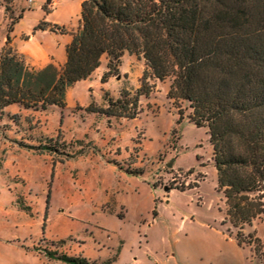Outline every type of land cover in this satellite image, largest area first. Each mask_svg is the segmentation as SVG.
Returning <instances> with one entry per match:
<instances>
[{
	"label": "rangeland",
	"instance_id": "374dc122",
	"mask_svg": "<svg viewBox=\"0 0 264 264\" xmlns=\"http://www.w3.org/2000/svg\"><path fill=\"white\" fill-rule=\"evenodd\" d=\"M10 1L0 0V36L11 27ZM42 1L29 2L11 36L43 18ZM78 15L69 0L48 21L71 29ZM39 41L57 47L63 37L47 32ZM136 73L108 83L105 100L132 99ZM147 83L135 118L76 108L75 99H89L80 85L7 146L0 124V264H47L50 252L90 264H263L264 214L244 226L242 245L224 234L207 128L191 121L188 101L167 98L169 78ZM94 93L95 107L107 104Z\"/></svg>",
	"mask_w": 264,
	"mask_h": 264
},
{
	"label": "trees",
	"instance_id": "16d2710c",
	"mask_svg": "<svg viewBox=\"0 0 264 264\" xmlns=\"http://www.w3.org/2000/svg\"><path fill=\"white\" fill-rule=\"evenodd\" d=\"M8 43L6 36L0 120L12 103L64 107L66 89L88 77L104 54L108 70L102 81L119 75L125 52L143 58L145 69L132 99L121 92L105 107L90 102L88 111L135 118L139 97L152 90L147 79L169 78L167 98L188 101L191 121L207 128L216 190L224 203L222 222L236 229L239 245L245 242L244 226L264 214V0H82L79 27L59 66L31 68Z\"/></svg>",
	"mask_w": 264,
	"mask_h": 264
},
{
	"label": "crops",
	"instance_id": "0c3cea01",
	"mask_svg": "<svg viewBox=\"0 0 264 264\" xmlns=\"http://www.w3.org/2000/svg\"><path fill=\"white\" fill-rule=\"evenodd\" d=\"M67 1L69 0H56L54 6L52 8H49L47 6L48 2H46V0H43L38 4V8L44 10L45 12L43 18L41 20H38L36 23H34L31 26V28L28 29L26 32L20 31L19 36L17 35L11 36V32L13 30L12 29L13 24L18 23L20 19L24 18L25 17L24 11L29 8V2H27V0H11L9 3L12 9L11 27L8 30L4 31L2 36H0V41L3 40L4 35H5V39L6 36H8L9 37L8 44L13 48V50L20 53L23 56L26 64L31 68L38 69L45 66L48 63H53L57 66L62 65L66 59L65 46L71 39V33L76 31L79 27L80 3L82 0H76L79 7V15L77 17L76 25L71 29H66L60 26L58 27L56 23H53L52 21H48V19H49V15H51L55 11L56 7H58L62 3H66ZM41 22L43 23V25H38ZM47 32L53 34H59L60 36H62L63 37L62 44L57 47H54L49 45L47 42L42 43L41 41H39L40 35H43L44 33ZM3 46H5V40ZM2 47L0 48V52ZM118 68H119V75L117 76L111 75L107 77L105 81H102L101 77L108 70V68H107V58L105 62H102L101 60L100 65L88 77L74 82L71 86H69L66 89L65 106L67 105V98L69 97V95H77L79 93L80 85L85 86L89 94V99L86 102H80L78 99L74 98L76 108H83L86 110V107L89 105L90 102L99 101L94 93V90L97 89L99 91V96L101 97L102 94V99L107 102V100H105V98L103 97L104 95L103 90L109 89L107 84L112 83L113 81H121L125 76L129 79L131 78V74L133 73V71L137 72L136 78L140 82V78L145 69V62L143 58H139L134 54H129L128 52H125L121 57V62ZM78 105H80V107ZM105 106H107V104H103V107ZM56 107L64 108L54 104L49 105L44 110L24 108L18 103H12L5 106L4 115L0 120V124L3 125V132L5 134V137L3 138V140L6 142L5 145L6 146L9 145L13 141L10 136L11 134L20 132L21 136L24 137L25 136L24 131L27 127L29 129H32L35 126L38 125L41 126L42 116L51 108H56ZM86 111L90 113H99L88 110ZM99 114H103V113H99ZM11 116H14V118H12ZM105 116L107 118L127 119L125 117H116V116H107V115ZM172 189L173 188H171V190ZM222 204H223V200L220 194V203H218L220 223L222 226H224V234L227 235V237L232 238L236 241L234 234L231 232V230H229V227H231L229 223L222 222L224 216L222 210L223 209ZM262 242L264 243L263 240ZM46 257H47L46 258L47 264H73L71 262L62 260L58 253L50 252V254ZM85 262L87 264H90L89 260H85ZM136 262H138L137 259H133L132 263H136Z\"/></svg>",
	"mask_w": 264,
	"mask_h": 264
},
{
	"label": "built area",
	"instance_id": "2783aa9c",
	"mask_svg": "<svg viewBox=\"0 0 264 264\" xmlns=\"http://www.w3.org/2000/svg\"><path fill=\"white\" fill-rule=\"evenodd\" d=\"M31 0H27V2H30ZM55 1L56 0H50L48 3H47V6L49 7V8H52L53 6H54V4H55ZM178 175H180L179 173H178ZM176 177H173V179H175Z\"/></svg>",
	"mask_w": 264,
	"mask_h": 264
},
{
	"label": "water",
	"instance_id": "95a60500",
	"mask_svg": "<svg viewBox=\"0 0 264 264\" xmlns=\"http://www.w3.org/2000/svg\"><path fill=\"white\" fill-rule=\"evenodd\" d=\"M171 163H168V165H170Z\"/></svg>",
	"mask_w": 264,
	"mask_h": 264
}]
</instances>
